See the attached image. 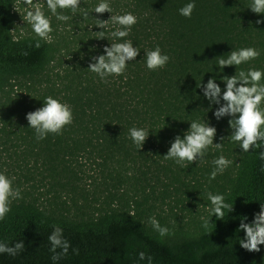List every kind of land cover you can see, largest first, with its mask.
I'll return each instance as SVG.
<instances>
[{
    "label": "trees",
    "instance_id": "16d2710c",
    "mask_svg": "<svg viewBox=\"0 0 264 264\" xmlns=\"http://www.w3.org/2000/svg\"><path fill=\"white\" fill-rule=\"evenodd\" d=\"M22 2L0 0V120L27 141L54 187L76 189L75 181L85 171L79 159L88 158L102 168L105 179L107 172L111 187L129 184L133 195L126 198L130 194L123 191L121 204L115 205L119 193L110 190L106 208L72 200L75 211L59 192L48 201L41 196L12 200L11 211L0 221V242L11 246L23 240L25 251L15 257L0 254V264H264V245L260 252L241 248L245 233L237 230L240 218L247 216L250 223L264 203L262 162L252 150L243 153L237 143L221 141L230 134V117L217 121L213 113L218 105L210 106L199 87L215 76L225 88L222 76L234 75L236 68H219L218 59L232 49L257 48L260 57L240 68L264 69V24H255L264 16L247 8L250 0H109L112 15L130 11L137 16L125 39L140 54L123 75L105 80L88 69L91 57L118 42L111 35V22L106 29L96 27L97 19L111 16L93 12L100 0H81L75 14L65 11L70 17L66 22L45 6L54 29L50 43L40 40L30 25L26 33L17 32ZM189 2L196 7L186 18L179 9ZM38 40L41 46L36 48ZM156 46L170 60L150 71L144 53ZM49 95L71 106L73 122L62 134L37 140L26 113L41 107ZM206 119L217 128L213 142H222V150L210 147L203 159L185 167L164 159L177 134L183 138L192 120ZM133 126L150 132L141 149L129 137ZM219 155L233 163L209 180L212 161ZM208 192L223 194L234 210L225 209L223 219L211 218ZM168 198L175 202L170 211L164 207ZM153 216L169 229L167 235L153 229ZM202 217L211 219L208 231ZM54 226L64 230L72 245L56 262L50 259L48 241ZM139 252L146 254L144 260Z\"/></svg>",
    "mask_w": 264,
    "mask_h": 264
},
{
    "label": "clouds",
    "instance_id": "9594fccd",
    "mask_svg": "<svg viewBox=\"0 0 264 264\" xmlns=\"http://www.w3.org/2000/svg\"><path fill=\"white\" fill-rule=\"evenodd\" d=\"M25 7L24 21L30 26L40 40L48 43L52 41L51 33L54 31L51 18L46 15L44 7L46 5L49 12L59 21H68L70 17L65 14L70 10L75 14L80 9L81 0H23ZM196 5L189 2L179 9V14L191 18ZM248 9L257 16H264V0H250ZM14 9L16 10L15 6ZM17 11V10H16ZM97 14L105 12L111 13L108 20L97 19L96 27L106 29L109 22L115 26L111 32L112 37L118 41L106 45L103 49L104 54L91 57L88 69L97 74L102 80L108 76H120L125 72L130 61H134L140 54L138 47L133 45L129 36L132 27L138 22V18L132 12L112 15L113 9L109 0H100L95 6L94 11ZM88 12H84L87 18ZM255 24H264V19H257ZM103 39V31H99ZM41 45L39 40L35 47ZM146 67L150 71L162 69L169 62L170 57L162 53V49L156 46L154 49L146 50ZM260 51L255 47H240L232 49L227 53V57L220 56L218 67L235 66L234 75L222 76L225 88L222 90L217 83L216 77L212 76L206 84H200L203 96L209 101V105H218L213 115L219 121L223 117L228 119L230 134L227 137L221 136L223 141L227 138L232 143H237L243 153H249L250 150L258 155L262 162L260 171L264 173V69L249 67L240 68L242 64H248L260 57ZM239 69V71H237ZM28 127L35 130L37 140L46 139L48 134H62L65 126L73 122L72 108L66 102H62L59 97L51 95L45 97L43 105L34 111L26 113ZM150 132L143 127L133 126L129 129V137L133 144L141 149L149 137ZM217 135V128L206 120H192L190 127L183 133V138L177 134L170 142V147L164 155L165 160H173L181 167L187 164H193L197 159H203L210 147L222 150L223 144L214 143ZM259 150V151H257ZM214 168L209 174V180H215L217 175H222L224 171L233 163L224 155H219L212 161ZM15 177H9L6 171H0V221L4 220L6 215L11 211L12 200L20 199L21 191L19 188H13ZM210 201L209 214L212 218L223 219L225 209L228 213L234 210L233 205L225 202V196L221 193L208 192ZM259 211L253 214L250 223H246L247 216L240 218V224L237 230L245 233L243 239L239 240L240 247L249 252H260V245H264V203H260ZM202 227L208 231L211 219L201 218ZM149 222L153 229L160 236L169 233L166 226H161L160 222L153 216ZM50 243L49 251L52 253L50 259L53 262L60 260L68 255L72 247L71 242L64 236V230L59 226H54L48 236ZM59 249L60 251H57ZM25 251L23 240L16 241L11 246L8 243L0 242V254H7L15 257ZM78 254V249H73ZM140 260L146 258L144 252H139ZM151 261V257H148Z\"/></svg>",
    "mask_w": 264,
    "mask_h": 264
},
{
    "label": "rangeland",
    "instance_id": "374dc122",
    "mask_svg": "<svg viewBox=\"0 0 264 264\" xmlns=\"http://www.w3.org/2000/svg\"><path fill=\"white\" fill-rule=\"evenodd\" d=\"M41 3H43V0H41ZM25 7L23 2L17 7L19 20L16 30L19 34L28 31L29 24L24 21ZM3 123L0 120V171H6V174L10 178L15 177L13 188L20 189L21 197L33 198L34 196H41L45 201H48V198L54 199L53 196L59 192L70 201L71 209L75 211L76 206L72 203V200L83 205L93 204L100 208H106L111 201L110 190L113 193L116 191L119 193L115 200L112 198L115 201V205L121 204L122 200H120L119 196L123 191L130 194L126 195V198L133 195L132 190L128 188L130 186L129 184L120 186L118 190L111 187L112 182L108 179L107 172L105 171L106 180L102 175V168L96 164L92 166L88 158L79 159L83 164L82 169H85V171L79 173L80 178L75 181L77 185L76 189L71 187L63 189L54 187L51 184L53 180L48 175L49 171L40 160L35 161V158L29 151L27 141L13 133L14 127H11L12 125L10 123H6V121L4 123L5 125ZM16 131L19 130L17 129ZM35 162H37L36 165ZM41 172L46 178L45 176L43 178ZM174 204L175 202L168 198L164 207L167 211H170V207ZM177 210L180 213H185L180 208H177Z\"/></svg>",
    "mask_w": 264,
    "mask_h": 264
}]
</instances>
